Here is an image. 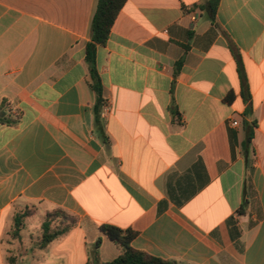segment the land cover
Masks as SVG:
<instances>
[{"label": "crops", "instance_id": "1", "mask_svg": "<svg viewBox=\"0 0 264 264\" xmlns=\"http://www.w3.org/2000/svg\"><path fill=\"white\" fill-rule=\"evenodd\" d=\"M208 1L126 0L96 50L103 141L98 0H0V264H86L97 240L110 262L102 225L178 264H264V0H218L214 22ZM56 209L77 221L41 247Z\"/></svg>", "mask_w": 264, "mask_h": 264}, {"label": "trees", "instance_id": "2", "mask_svg": "<svg viewBox=\"0 0 264 264\" xmlns=\"http://www.w3.org/2000/svg\"><path fill=\"white\" fill-rule=\"evenodd\" d=\"M126 0H98L97 7L91 22L90 41L85 46V62L88 67L87 83L95 95V103L93 105V131L105 141L103 133V119L101 112L104 106L103 99V85L96 66V50L98 47L106 45L111 27L117 17L119 11L122 9ZM218 7V0H209L205 4V9L212 22L215 20V14ZM177 65H180L177 64ZM246 88L244 82L242 83V95L244 97ZM233 95L229 94L226 97L227 102H232ZM249 110L245 115H248ZM1 124H13L15 120L1 117ZM250 143V138L247 137L243 144V150L246 152L247 146ZM243 207L238 211L241 214ZM30 214V211L17 213L13 216V225L15 230H19L22 221ZM76 219L62 210L56 209L48 212L41 225L42 236L40 239V246L44 247L55 238L62 236L69 232L76 223ZM100 231L112 241L117 249L119 255L110 262H102L99 257L100 240H97L91 251L90 258L86 264H178L173 260H165L158 257L151 256L143 251L135 250L131 247V241L135 238L136 232L126 229H119L110 225H102Z\"/></svg>", "mask_w": 264, "mask_h": 264}, {"label": "built area", "instance_id": "3", "mask_svg": "<svg viewBox=\"0 0 264 264\" xmlns=\"http://www.w3.org/2000/svg\"><path fill=\"white\" fill-rule=\"evenodd\" d=\"M102 111H107V107L105 105L103 106ZM229 122H230V125L232 127H238V125H239V122L237 120H235V119H230Z\"/></svg>", "mask_w": 264, "mask_h": 264}]
</instances>
